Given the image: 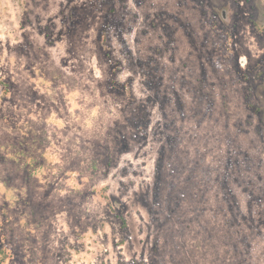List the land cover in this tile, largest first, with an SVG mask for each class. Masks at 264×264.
<instances>
[{
    "label": "rangeland",
    "instance_id": "374dc122",
    "mask_svg": "<svg viewBox=\"0 0 264 264\" xmlns=\"http://www.w3.org/2000/svg\"><path fill=\"white\" fill-rule=\"evenodd\" d=\"M0 264H264V0H0Z\"/></svg>",
    "mask_w": 264,
    "mask_h": 264
},
{
    "label": "water",
    "instance_id": "95a60500",
    "mask_svg": "<svg viewBox=\"0 0 264 264\" xmlns=\"http://www.w3.org/2000/svg\"><path fill=\"white\" fill-rule=\"evenodd\" d=\"M223 18H225V12H223Z\"/></svg>",
    "mask_w": 264,
    "mask_h": 264
}]
</instances>
